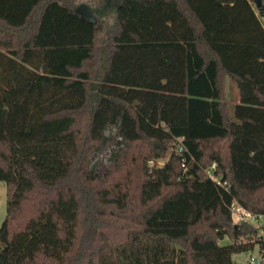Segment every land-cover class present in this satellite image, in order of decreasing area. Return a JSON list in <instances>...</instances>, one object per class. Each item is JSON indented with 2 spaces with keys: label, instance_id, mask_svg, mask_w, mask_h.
<instances>
[{
  "label": "trees",
  "instance_id": "obj_1",
  "mask_svg": "<svg viewBox=\"0 0 264 264\" xmlns=\"http://www.w3.org/2000/svg\"><path fill=\"white\" fill-rule=\"evenodd\" d=\"M116 4L108 31L71 0H0V264H236L259 244L264 254L260 227L232 215L238 203L264 216V0ZM89 103L88 144L75 113ZM121 142L149 145L140 163L125 151L142 174L141 229L101 244L100 206L123 215L131 201L122 183L87 191L100 176L83 152Z\"/></svg>",
  "mask_w": 264,
  "mask_h": 264
},
{
  "label": "rangeland",
  "instance_id": "obj_2",
  "mask_svg": "<svg viewBox=\"0 0 264 264\" xmlns=\"http://www.w3.org/2000/svg\"><path fill=\"white\" fill-rule=\"evenodd\" d=\"M92 1V5L94 6L95 12L90 11V14L87 12L85 14L90 18L101 17V19H105V21L107 22L106 29L108 31L112 30L116 25V0ZM76 2H78V0ZM107 36L108 35L105 29L99 34V42L97 43L99 47L103 46ZM95 63L97 64V68L99 69L101 61H95ZM228 95V101L230 105L234 108L235 105L239 102V91L237 85L232 79L228 80ZM92 109L93 105L89 103V105L85 106V108L75 113L79 125L78 128L83 132L88 144L89 141L87 140V129L90 125ZM115 133V128H110L108 130L109 135H114ZM119 139L121 140V138ZM124 145L125 144L121 142V148H119V146H117L115 143H112L102 147V150H94V148L98 146V144H95V147L92 146L89 148L86 146L83 152V156H85L87 159L85 168L89 171L92 170L93 173L97 172V174L100 176L98 181H90L87 191L89 193H92L97 187L104 186L106 188H109L111 186H115V183H122V189L127 190L129 196L128 201H131V205L129 206L128 211L125 212L123 215H120L118 211L112 210L108 206L105 208L103 206H100L101 213L96 214L92 218V220L94 219L97 223L101 225L109 226L108 229L103 230V233L102 230H100V233L103 234L101 237H98L101 238L99 241L101 244L104 243V238H108L109 242L112 243V241L116 238L120 239L119 237L125 236L127 233L138 231L141 229L139 220L141 219L140 214L142 207L138 196V184L140 182V179L142 178V174L135 172L133 162L129 160V156H126L125 151H127V155L133 156L134 160H138V162L140 163L141 156L148 152L149 145L146 142H139L137 147H131L129 149H126L127 147ZM206 148L207 152H209L208 150L215 149V146L209 144L206 145ZM164 161V159L157 160L159 164H163ZM124 177L129 178V182L126 186H124V182H122ZM75 182L76 184L78 183L79 186H84V183L86 181L83 180V176L80 173H77L75 177ZM260 193L261 196L264 198V190H262ZM6 215L7 185L4 181H0V227L3 224ZM252 222L258 227H260L258 234L252 236V241H255L257 242V244H259L258 242L262 238H264V216H262V218L259 217L257 221ZM90 224L88 223V221H84L82 223L83 226L80 229L79 233V243L85 242L89 238L91 234V232L89 233ZM229 242L230 241L228 238L221 241L222 244H227ZM260 248L261 246L259 244L254 250L235 253L233 255V259L236 264H250V259L252 256L259 257L260 255H263Z\"/></svg>",
  "mask_w": 264,
  "mask_h": 264
},
{
  "label": "built area",
  "instance_id": "obj_3",
  "mask_svg": "<svg viewBox=\"0 0 264 264\" xmlns=\"http://www.w3.org/2000/svg\"><path fill=\"white\" fill-rule=\"evenodd\" d=\"M181 149H183L181 147ZM183 166H185V161L183 162ZM212 175V174H211ZM232 215L233 219L236 223L242 220H249V221H257L262 216H258L251 211L247 210L245 207L239 205L238 203L232 204ZM250 264H264V254L260 255L259 257H251Z\"/></svg>",
  "mask_w": 264,
  "mask_h": 264
},
{
  "label": "water",
  "instance_id": "obj_4",
  "mask_svg": "<svg viewBox=\"0 0 264 264\" xmlns=\"http://www.w3.org/2000/svg\"><path fill=\"white\" fill-rule=\"evenodd\" d=\"M254 3L257 5V7H260L262 5V3H263V0H254ZM76 11L79 12V13H81L82 15H84L86 12L90 14L91 8H90L89 5H86L85 4V5L79 6L76 9Z\"/></svg>",
  "mask_w": 264,
  "mask_h": 264
},
{
  "label": "crops",
  "instance_id": "obj_5",
  "mask_svg": "<svg viewBox=\"0 0 264 264\" xmlns=\"http://www.w3.org/2000/svg\"><path fill=\"white\" fill-rule=\"evenodd\" d=\"M72 1V6L74 8H78L80 5H89L92 7V9H94V6L92 5L93 1L92 0H78V2H76L77 0H71ZM75 3V4H74ZM74 4V5H73ZM255 8H258L256 7V5L254 4ZM262 20H263V23H264V17H262Z\"/></svg>",
  "mask_w": 264,
  "mask_h": 264
}]
</instances>
